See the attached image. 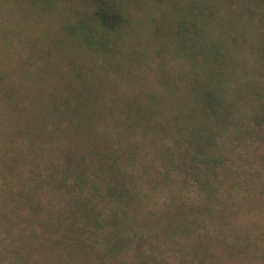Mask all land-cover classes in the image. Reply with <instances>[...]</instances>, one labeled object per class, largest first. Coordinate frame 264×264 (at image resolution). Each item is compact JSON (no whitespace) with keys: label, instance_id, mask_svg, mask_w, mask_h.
Masks as SVG:
<instances>
[{"label":"trees","instance_id":"1","mask_svg":"<svg viewBox=\"0 0 264 264\" xmlns=\"http://www.w3.org/2000/svg\"><path fill=\"white\" fill-rule=\"evenodd\" d=\"M9 9V43L49 40L21 73L9 46V109L23 117L10 135L0 264H132L127 252L165 264L157 254L180 244L191 264H216L253 247L256 224L234 226L243 208L233 192L244 184L262 195L261 171L226 165L237 144L264 135V0H9ZM37 73L57 84L43 82L39 103L27 95ZM126 94L147 104L135 111ZM86 130L92 147L78 138ZM191 181L196 203L180 195Z\"/></svg>","mask_w":264,"mask_h":264},{"label":"rangeland","instance_id":"2","mask_svg":"<svg viewBox=\"0 0 264 264\" xmlns=\"http://www.w3.org/2000/svg\"><path fill=\"white\" fill-rule=\"evenodd\" d=\"M9 11H12V9H9V0H0V222H2L1 228H3L6 232L9 233V145L12 134V128L15 129L18 128L19 123L18 119L22 118V113L17 112H11L9 109V92H11L12 83L14 82L13 75L17 73L13 63H12V56L10 54L11 49H9V46H12L14 43V48L18 50L19 56L16 58L14 63L18 62L19 64V73L24 69L30 70L36 67L39 62L38 58L32 54H35L40 56L39 50L44 44L45 41L48 42V37L43 38L44 40H31V35H27V43L24 44L25 38L23 37L22 41L20 38L14 37V39L11 38V42L9 43V26L12 23V20L10 18ZM14 14V13H12ZM10 51V52H9ZM56 48L53 51H51V58H53L55 61L57 60V54H56ZM182 63V62H181ZM182 69H176L178 72L175 74H178L179 77L183 78L182 76L185 73H189L188 71H185L183 69V65L177 66ZM180 72L182 74H180ZM200 73V71H199ZM42 73H37L30 75L29 77V83H28V90L27 95L30 96L29 99L32 100V102L39 103L40 98L38 95L40 93V90L43 89L44 86H42L44 81H50L52 86H56V78L52 77V75L49 77L48 75H42ZM41 76V77H40ZM140 79L145 77L143 74H139ZM199 81L202 80V77L198 78ZM200 83V82H199ZM139 84L135 83L131 87L133 91H136L138 88L139 91ZM151 94H146V97L150 98ZM124 101L125 104H129L133 107V109L139 110L141 109L140 106H144L147 103L145 100H138V98H134V96L125 95ZM79 140L81 142H85L88 144L89 147L94 146V143L92 142L91 136L89 135V131L86 130L84 133L79 135ZM95 140V139H93ZM233 148V147H232ZM230 156L228 163L226 167L232 169L235 173H244V172H257L261 171V177L257 178L259 184H263L264 182V168H263V158H264V135L261 134L256 138L250 139L247 143L242 145H236V148H233V150L229 151ZM173 170V169H172ZM171 170V175L173 177V182L171 184L172 189H178V178H182V176H179V174L174 173ZM177 176V177H176ZM256 180V183H257ZM261 181V182H259ZM190 187L184 188V190L181 191L180 195L181 198L185 201H191L195 202L198 201L200 196L197 193L194 182L189 183ZM181 187V186H180ZM225 188H222L219 192V195L224 191ZM246 189L243 187L239 190H236L233 192V199L234 202L237 204L236 209L240 210V206H242V210H240V214L238 218H235L234 220V226L240 225L244 227H248L251 225V223L256 224L255 229H252V237L254 239L253 247L249 246L246 248L245 251H242L241 255H237L234 260H230L227 257V253L225 252L218 254L216 257V264H264V190L262 195L253 196L252 191L247 192ZM145 192H147L145 190ZM256 195V194H255ZM155 201L151 205L154 206L155 203H157V206H160L158 203H163L166 198H168V186L163 191H159L155 195ZM257 202H256V200ZM258 200L261 201L260 204H258ZM196 203V202H195ZM240 205V206H239ZM36 211L35 215L39 220H41V213L39 212V207L42 206L40 203H36L35 205ZM63 211H66V208H63ZM74 208L72 207L69 211V213L72 215L71 219L75 222L73 219V213ZM66 217V215H63ZM223 218V215L221 216ZM65 220V218L61 221L60 224ZM135 222L134 224H138L137 231L143 232L141 230V221L140 216H135V218L132 219L131 223ZM249 223V224H248ZM58 224V223H57ZM248 224V225H247ZM58 226V225H57ZM69 230H66V233ZM1 236H4L1 235ZM113 242L116 241V239H111ZM141 239L137 238L136 242H140ZM183 242L188 243V247L190 240H184ZM110 245H114L110 244ZM169 245V243L167 244ZM171 245V244H170ZM183 245V244H182ZM4 249V245L0 244V251L2 252ZM187 247L176 246L175 249L170 248L168 251H165V253H159L157 254L161 260H164L165 264H191V260L185 259V253H186ZM230 256V254H229ZM231 257V256H230ZM63 258V257H62ZM124 259L128 262H132V264H138L137 257L132 252H127ZM123 259V260H124ZM7 262V261H6ZM5 262V263H6ZM57 263V256H54V261ZM62 262V261H61ZM199 264H203L200 262Z\"/></svg>","mask_w":264,"mask_h":264}]
</instances>
